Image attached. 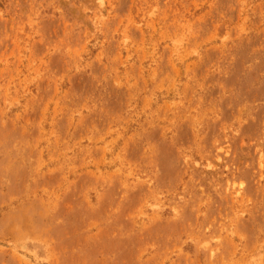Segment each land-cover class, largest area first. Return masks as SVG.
I'll use <instances>...</instances> for the list:
<instances>
[{"label": "rangeland", "instance_id": "rangeland-1", "mask_svg": "<svg viewBox=\"0 0 264 264\" xmlns=\"http://www.w3.org/2000/svg\"><path fill=\"white\" fill-rule=\"evenodd\" d=\"M0 264H264V0H0Z\"/></svg>", "mask_w": 264, "mask_h": 264}]
</instances>
